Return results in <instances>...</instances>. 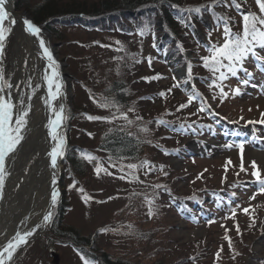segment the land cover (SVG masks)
<instances>
[{"label":"rangeland","instance_id":"1","mask_svg":"<svg viewBox=\"0 0 264 264\" xmlns=\"http://www.w3.org/2000/svg\"><path fill=\"white\" fill-rule=\"evenodd\" d=\"M183 1L201 8L200 13H195L198 24L192 22V30H186L185 39L172 34L170 37L163 23L152 18L146 27L147 36L133 31L123 33L114 29L117 26L107 32L73 28L67 30L69 40L62 49L55 45L52 49L61 64L58 76L68 74L67 119L63 122L67 144L71 142L97 158L91 162L82 159V177L68 170L69 179H64L70 198L64 224L78 229L82 238L92 237L94 251L86 258L93 264H105L107 260L128 264H264V193L259 191L252 175L254 160L256 170L264 176V123L260 122L264 120V78L260 73L246 77L240 71L237 77L229 76L210 88L214 77L201 59L210 54V43H224L225 24L232 32L241 33L242 14L264 13L256 0H236L241 8L233 5L232 0H225L224 6L230 11L224 9L221 17L227 19L219 24V14L213 17L202 11L206 0ZM13 2L15 6L16 0ZM210 4L216 3L212 0ZM181 7L185 10L184 5ZM22 24L16 19L18 34L29 42ZM16 32L7 38L3 50L2 67L8 80L13 74ZM169 40L180 46L176 50L180 54L164 48ZM32 42L39 43L36 37ZM23 50L29 54L25 47ZM60 53L68 55L65 60ZM23 62L26 65V58ZM15 63L19 65V61ZM245 67L251 70L253 64ZM21 71L22 80L16 78V83L26 79V71ZM241 79H248L249 83L243 85ZM113 80L125 82V103L118 104L115 95L108 92ZM35 83L36 80L33 86ZM176 84L179 86L174 87ZM193 85L201 95L178 110L181 104L188 103ZM221 87L228 93L226 97L220 95ZM237 87L240 93L234 94ZM26 90L24 93H29ZM161 92L165 95L161 96ZM105 100L114 102L119 112L116 107H101ZM201 106L203 112L199 110ZM71 110L75 114L69 116ZM113 113H127L133 123L119 118L111 123L86 118L111 117ZM159 120L167 123L158 124ZM42 122L43 119L30 122L26 139L32 128ZM145 127L147 131H141ZM113 128H124L143 141L139 162L111 160L98 150L101 136ZM241 142H245L243 152L236 146ZM227 144L234 146L228 149L224 147ZM143 161H148V166L134 173L127 168L128 164ZM60 166L62 172L63 160ZM97 166L111 174L102 171L97 175ZM133 174L138 179L133 180ZM61 181L62 178L60 184ZM154 185H163L168 191ZM85 195L90 198L87 202ZM146 197L154 198L155 214L151 217ZM47 228L48 224L40 238L22 247L11 264H83L80 251L62 241H48ZM102 228L113 230L102 233ZM105 255L107 259H100Z\"/></svg>","mask_w":264,"mask_h":264},{"label":"snow or ice","instance_id":"2","mask_svg":"<svg viewBox=\"0 0 264 264\" xmlns=\"http://www.w3.org/2000/svg\"><path fill=\"white\" fill-rule=\"evenodd\" d=\"M214 3H219L220 0H213ZM261 13H264V0H256ZM6 0H0V57L3 55L4 50V42L6 40V34L10 32V28L5 27L4 23L6 20H9L10 14L5 10ZM233 5L239 8V4L236 3V0H232ZM205 10H207L208 6H202ZM184 11L200 13L201 8H189ZM221 20H226L225 17H220ZM10 24H15V20H9ZM23 24L26 26L25 30L38 38L39 48L42 50L39 55L42 58H46L47 64L43 72L42 80L46 83L47 86V95L44 98V105L51 113L47 120V135L54 143L51 146L50 151H48L47 155L49 157V167L55 170L58 167V160L63 159L64 153L66 150V140L63 135V122L67 119L65 114V109L63 105L56 106L55 102L60 99L63 95L62 86L57 82L58 78V63L52 56V53L45 46V41L43 38H40V28L35 26L30 20L24 19ZM147 31V28H143L140 30L139 34L144 35ZM224 43L222 45L209 44L208 51L209 55L202 57L204 64L203 66L208 69L212 74L214 79L209 84V87H217V81L223 82L226 81L229 76L237 77L240 71H243L246 77H251L252 73L243 68V63L248 57L251 55L255 58L257 64L260 66L261 70H264V57H261L257 53V49H264V16H257L253 13L242 14V32L234 33L231 29L225 24L224 31ZM116 43H120L117 41ZM119 50V49H117ZM149 64H151V60H149ZM219 73V75H217ZM188 76L191 78V66H188ZM159 78V77H155ZM148 79V78H144ZM21 83L31 89V93L25 96L23 89L21 87ZM21 83H17L13 85L10 80L5 78L4 69L0 66V199L3 198V191L5 188L6 180L10 176V171L8 168V163L12 160L15 154L18 152L19 147L22 144V141L26 139V133L28 132L29 125V115L32 110L31 101L33 96L36 93V90L40 87L39 84L33 86V81L31 77H28L26 81ZM187 83V81H185ZM243 85H247L249 83L248 79H244L240 82ZM176 84L174 87H178ZM13 89H15L19 95L17 99L13 100ZM171 92V89L168 90ZM234 94L240 93V88L237 87L233 90ZM161 96H164L165 93L161 92ZM201 95L198 91L195 90L193 85V90L189 92L188 103L181 104L179 109H183L188 106L197 96ZM220 95L222 97H226L228 93L224 92L223 87L220 88ZM215 99V96L213 97ZM103 108H111L116 107L117 112H119V107L114 104L112 101L105 100L103 104L100 105ZM203 112L205 109L203 106L199 109ZM129 111H133V109H129ZM89 120H104L106 122L111 123L115 119H124L128 124L133 123L131 120H128L127 113H120L119 116L116 113H113L111 117H96V116H87ZM142 119L141 117H137V120ZM264 123V120L260 121ZM158 124H166V121L159 120ZM252 123V122H249ZM183 128V125H181ZM141 131H147V128H142ZM91 135V134H89ZM244 143L241 142L239 145H236L240 148L241 152H243ZM234 145L227 144L224 147L231 149ZM165 154H168L165 152ZM84 158L88 159L91 162L96 157L92 156L90 153H83ZM230 163V161H229ZM148 161H143L140 164H128L127 168L133 170V173L138 168H143L148 166ZM115 167V165H111ZM252 167L254 169L252 175L255 177V181L258 184L259 191L264 193V176L261 175L260 171L256 170L257 165L256 162L252 161ZM163 166H161L162 170ZM121 171H123V166H121ZM241 170L243 171V164L241 165ZM97 175H99L102 171H105L101 166H97L95 168ZM148 171H152L151 167H148ZM106 174H111L107 173ZM166 174V173H165ZM121 179H124L125 176H121ZM132 179L136 180L134 174L132 175ZM52 182L56 183V174L55 171L52 173ZM131 182V181H129ZM72 187V186H70ZM154 188H164L165 191L168 189L163 185H154ZM80 191H83L82 189ZM58 191L53 188L50 203L48 205V210L42 217L41 223H38L32 229L28 230H17L14 235L10 238L4 236L3 233H0V237H4V239H0V264H10L13 261L15 253L22 246L28 243V238L33 236L36 229L47 225L52 221L54 216V210L58 203ZM195 197H191L194 199ZM254 198V197H253ZM85 202L90 199L86 195L83 197ZM111 199V198H110ZM149 207H148V215L149 217L155 214L154 198L149 200L147 197L145 198ZM175 199V198H173ZM217 206L219 207V202H217ZM184 211L183 207L180 209ZM244 212L247 213L248 209H244ZM28 217H25V220L21 223H26L28 221ZM131 225H129V228ZM113 229L102 228L100 232H108ZM237 231L239 232V227L237 226ZM227 239V237H226ZM229 243L231 241L229 240ZM217 257H219V253H217ZM81 260L83 264H93L92 261L87 259L83 254H81Z\"/></svg>","mask_w":264,"mask_h":264},{"label":"trees","instance_id":"3","mask_svg":"<svg viewBox=\"0 0 264 264\" xmlns=\"http://www.w3.org/2000/svg\"><path fill=\"white\" fill-rule=\"evenodd\" d=\"M211 1L206 0L203 3L204 5H202L208 6L207 10L202 7V11H205L209 16L214 17L215 14H219L220 18L224 9L230 11L224 6L225 0L216 4H210ZM189 3L191 1L186 3L183 0H16L15 8L17 10H25L40 28H45L49 32L55 48L61 50L65 42L69 40L66 33L68 29L80 28L84 32H96V30L107 32L108 30L119 29L123 33L129 34L130 31H133L135 34H139L143 26H149L152 18H154V21L161 19L165 31L169 33L170 37L172 34L175 37H183L185 39L186 30H192V22L194 24L199 22L195 12L184 11L181 7V5H184L185 9L193 6L196 8L195 4L191 6L192 3ZM239 7L241 8L242 6ZM219 18L217 22L220 24L222 21ZM115 26L117 27L114 28ZM153 28L151 30L155 31ZM146 33L144 34L145 36H147ZM164 48H169V51L180 54V52L176 51L177 49L179 50L180 46L170 40ZM257 50L259 51H257L259 56L263 57V51ZM60 54L62 60H65L64 57L68 56L64 53ZM159 54L161 55V52ZM250 63L252 62L248 57L243 63V68L246 69L245 66ZM124 84V81L113 80L108 87V92L115 95L114 99L118 104L126 102ZM69 112V116L75 114L72 110ZM208 123L210 124V122ZM98 143V150L101 153H105L111 160L139 162L143 141L137 135L124 128H113L106 131ZM85 152L87 153L88 151L77 147L71 142L68 143L63 159L64 168L61 172V200L55 207L53 219L48 225L47 239L48 241L53 239L58 242L62 241L64 242H61L62 244H68L74 251L76 249L86 257L89 252L92 253L94 251V240L90 236L82 238V234L78 229L64 224V217L70 209V198L64 185V179H69L68 170L73 171L79 177L83 176L82 159ZM105 258L107 259L106 255L100 259L105 260ZM105 264L128 263L121 260L115 262L107 260Z\"/></svg>","mask_w":264,"mask_h":264},{"label":"bare ground","instance_id":"4","mask_svg":"<svg viewBox=\"0 0 264 264\" xmlns=\"http://www.w3.org/2000/svg\"><path fill=\"white\" fill-rule=\"evenodd\" d=\"M4 7L5 10L10 14L9 20L14 19L16 21V19H19V16L14 13V9L12 8L13 0H6ZM9 20H6L4 23L5 27L10 28V32L6 34L4 45L11 33H15L17 30L16 22L15 24H10ZM40 38L44 39L45 46L52 53V49H50V39L47 38L45 34L40 35ZM29 40L30 41L28 42L26 38L21 37L17 30L16 42L13 47L14 52L11 68V72H13V74L12 76H9L11 83L15 85L16 78H20L22 80L23 71L21 70L24 69L26 71L24 75L26 79L23 80L26 81L28 77H31L33 84L34 80H36L37 83H35V85H40L31 101L33 106L29 115V125L31 121L37 123L43 119V122L41 124H37L36 129L32 128V132L27 134V139L22 141L18 152L8 163L10 176L6 180L3 198L0 199V233H3L7 238H10L12 235H14L17 230L32 229L36 224L41 223L43 215L48 210L53 188H55L59 193L57 178L59 177L58 174L61 167L60 160H58V167L53 170L51 167H49L50 161L47 155L52 144L54 143L48 137L46 127L47 120L51 113L48 111L43 102L47 95V86L42 80V76L47 64V60L46 58H42L39 55V53L42 51L39 48V43L34 45L32 39L29 38ZM24 47L28 50L29 54L24 53ZM2 57H0V66H3ZM24 58H26L27 61L26 65H24L23 62ZM14 59L19 61V65L15 63ZM34 59H38L40 61H34ZM60 68L61 65L58 63V70H60ZM66 76H68L67 73ZM66 76L61 75L57 78V82L62 86L63 95L55 102L57 107L62 104L64 109L66 104ZM23 86L24 85L21 83V87L24 92L26 88ZM15 91L16 90L13 89L14 101L19 95L17 91L16 94H14ZM26 91L29 93H25V96L31 93V89ZM62 131L65 137L64 128ZM53 171H55L56 174L55 184L52 182ZM25 217L29 218L28 221L26 223H21L25 220ZM45 226L46 225L36 229L34 235L28 238V243L34 238H40L42 230ZM0 239H4V237H0ZM22 247L15 253L13 260L19 255ZM11 263L12 261L10 264Z\"/></svg>","mask_w":264,"mask_h":264},{"label":"water","instance_id":"5","mask_svg":"<svg viewBox=\"0 0 264 264\" xmlns=\"http://www.w3.org/2000/svg\"><path fill=\"white\" fill-rule=\"evenodd\" d=\"M13 9H14V13L17 15V16H19V19H17L18 21H21L22 23H23V19L25 18V19H28V20H30L35 26H37L36 24H35V22H34V20H33V18H30L29 17V15H28V13L25 11V10H21V11H17V10H15V8L14 7H12ZM22 27L25 29L26 28V26L24 25V24H22ZM38 27V26H37ZM40 30H41V32H40V35H43V34H45L46 36H47V38H49L50 37V34L48 33V31L46 30V29H41L40 28ZM25 32V36H29V38H31L32 40H33V38L35 37V36H33V35H31V34H29L26 30L24 31ZM37 38V37H36ZM38 39V38H37ZM50 39V38H49ZM54 48V45H51L50 46V49H53ZM52 55H53V57H54V59H56L57 60V62H58V59H57V54H56V51H52ZM59 63V62H58ZM60 64V63H59ZM61 65V64H60ZM65 76H66V74H65ZM66 114V113H65ZM63 125H64V123H63ZM64 128V127H63ZM65 140H66V137H65ZM66 143H67V141H66ZM67 145V144H66ZM63 159H60V163H61V161H62ZM60 172L61 171H59V174H58V178H57V182H58V187H59V183H60V179H61V176H60ZM60 194H61V192H60V187H59V196H58V203H59V201H60ZM58 203H57V205H58ZM56 205V206H57ZM46 227V226H45Z\"/></svg>","mask_w":264,"mask_h":264}]
</instances>
